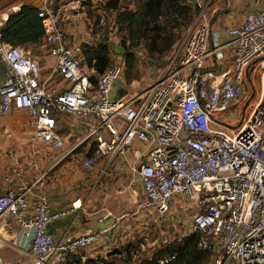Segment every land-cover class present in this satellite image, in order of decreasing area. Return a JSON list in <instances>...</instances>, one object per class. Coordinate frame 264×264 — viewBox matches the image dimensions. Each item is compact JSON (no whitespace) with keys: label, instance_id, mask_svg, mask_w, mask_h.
I'll return each mask as SVG.
<instances>
[{"label":"built area","instance_id":"built-area-1","mask_svg":"<svg viewBox=\"0 0 264 264\" xmlns=\"http://www.w3.org/2000/svg\"><path fill=\"white\" fill-rule=\"evenodd\" d=\"M94 0L98 13V37L78 43L62 26L55 1L46 0L39 10L45 32L43 45L54 59L51 78L68 85L49 89L40 61L28 48L4 40L10 13H0V60L10 73L0 87V118L24 110L38 139L54 150H63L59 118L74 117L84 123V142L96 148L84 163L87 169L106 156L128 155L136 143L149 145L145 161L137 169L144 194L132 215L163 223L175 211H191V234L199 236V248L210 254L208 264H264V77L262 93L232 133L218 116L245 97L247 73L258 61L264 68V7L246 15L229 29L230 42L211 48V28L202 17L186 31L165 59L154 84L129 99H111L115 83L125 73L124 54L92 82L95 70L85 67V46L106 45L118 35L115 21ZM105 31V32H104ZM104 32V33H103ZM231 48L229 65L209 71L206 62ZM20 168L19 173H23ZM53 213L45 199L31 205L28 189L0 194V220L11 218L32 230L31 262L10 264H65L97 244L102 232L56 242L49 227L54 220L73 214ZM111 228H116L113 225ZM82 256V255H81ZM175 257H165L167 264ZM82 259H84L82 257Z\"/></svg>","mask_w":264,"mask_h":264},{"label":"crops","instance_id":"crops-1","mask_svg":"<svg viewBox=\"0 0 264 264\" xmlns=\"http://www.w3.org/2000/svg\"><path fill=\"white\" fill-rule=\"evenodd\" d=\"M45 1L26 0L19 7L10 9L8 13L18 12L25 5L40 10ZM54 1L55 10L62 15V26L73 40L82 43L89 37L100 35L99 32L102 30L95 28L97 19L88 14L82 0ZM140 1L122 0V7L136 11ZM190 2L200 8L197 18L203 16L201 21L211 28V48L227 45L230 42L229 29L242 24L248 13L259 12L264 7V0H190ZM94 14L98 15L96 11ZM115 17L112 13L109 20H115ZM110 37L115 38H111L106 46L111 52L112 59H115L117 54H124V51L119 46L120 36ZM230 57L231 48L228 46L217 57L206 62L207 70L218 72L226 68ZM36 58L43 67L49 89L61 91L68 86L62 78L50 77V69L55 61L47 50L44 57ZM85 67L88 66L85 64ZM9 73L8 67L0 60V87ZM120 79L122 82L115 83L112 89L111 99L112 97L129 99L133 96L126 89L122 77ZM121 90L126 92L123 97H120ZM84 130V123L80 120L68 116L60 117L58 131L66 145L59 151L36 137L26 111L14 110L1 117L0 194L26 188L31 205L45 199L53 213L64 212L76 203L77 209L73 214L51 223L49 230L56 242H65L98 232L104 233L97 244L92 246L97 249L105 248L108 242L114 240L117 242L135 240L139 237L138 234L145 230L147 220L140 216L118 219L127 214L132 215L137 209V203L143 198V183L137 169L145 161L150 146L136 143L128 155L106 156L93 168L87 169L84 163L90 159L97 145L84 142L75 148ZM20 168H24L23 173H19ZM113 225L116 228H111ZM32 237V230L22 229L11 218L1 219L0 264L31 262ZM154 246L156 247V244Z\"/></svg>","mask_w":264,"mask_h":264},{"label":"trees","instance_id":"trees-1","mask_svg":"<svg viewBox=\"0 0 264 264\" xmlns=\"http://www.w3.org/2000/svg\"><path fill=\"white\" fill-rule=\"evenodd\" d=\"M94 0H85L83 6L91 8ZM88 2V4H87ZM103 10L115 14V28L124 37L122 47L125 57L127 83L138 79V58L134 49L143 47L150 59L164 60L185 35L199 16L200 8L190 0H141L136 11L124 9L122 0H107ZM39 10L25 5L18 12L10 13L4 28V40L13 46L26 48L43 44L45 35ZM95 13V12H94ZM84 57L90 69L95 70L94 84L108 68L114 65L109 48L85 46ZM175 258L167 264H208L210 254L199 248V236L190 234L181 241L155 249L154 255L140 264H160L165 257ZM71 262V263H70ZM82 256H71L66 264H91Z\"/></svg>","mask_w":264,"mask_h":264},{"label":"rangeland","instance_id":"rangeland-1","mask_svg":"<svg viewBox=\"0 0 264 264\" xmlns=\"http://www.w3.org/2000/svg\"><path fill=\"white\" fill-rule=\"evenodd\" d=\"M26 0H0V13H8L10 9L19 7L22 2ZM85 0H82L84 2ZM88 4V2H87ZM85 10L90 16L97 19L94 10L85 6ZM111 17V14H108ZM197 18L195 19L196 22ZM194 22V23H195ZM184 37L181 38L183 40ZM124 37H119V46L122 47ZM28 50L34 57L39 59L46 55L44 45L29 47ZM138 58V79L130 84L127 83L126 73L123 74L122 79L125 81L126 89L132 94H140L151 87L158 74L159 70L163 68L164 60L150 59L147 51L143 47L134 49ZM257 62L252 65L250 69L251 82L246 84L245 97L237 105L233 106L227 112L220 114L218 120L225 124L226 132L232 133L241 126L244 116H247V111L253 109L258 103V97L262 93V82L264 77V68ZM157 75V76H156ZM118 80L116 83H121ZM113 99V97H112ZM73 142V141H71ZM192 212H185L178 208L167 222L162 220L148 219L145 224V230L138 234L135 240L131 239L125 242L111 241L108 242L105 248H87L81 252L85 258L84 263L91 264H140L141 261L151 258L155 250L165 247L171 243L181 241L191 234ZM156 244V247L154 246ZM155 247V248H154ZM71 263V262H70ZM68 263V264H70ZM66 264V263H65Z\"/></svg>","mask_w":264,"mask_h":264},{"label":"water","instance_id":"water-1","mask_svg":"<svg viewBox=\"0 0 264 264\" xmlns=\"http://www.w3.org/2000/svg\"><path fill=\"white\" fill-rule=\"evenodd\" d=\"M258 61H256L255 63H257ZM254 63V64H255ZM253 64V65H254ZM251 69V68H250ZM250 69H249V71H248V73H247V78H248V82H251V78H250ZM126 92L124 91V90H121L120 91V97H123L124 96V94H125Z\"/></svg>","mask_w":264,"mask_h":264}]
</instances>
